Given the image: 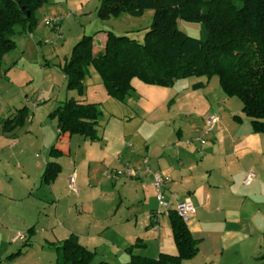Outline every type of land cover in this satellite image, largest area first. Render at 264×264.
<instances>
[{"label":"crops","instance_id":"0c3cea01","mask_svg":"<svg viewBox=\"0 0 264 264\" xmlns=\"http://www.w3.org/2000/svg\"><path fill=\"white\" fill-rule=\"evenodd\" d=\"M181 81L170 88L164 101L173 118L154 129L141 149L126 150L130 145L125 144L123 151L120 143L118 157L103 161L104 179L86 192V201L56 205L52 218L40 220L47 225L41 230L36 228L32 208L19 221L0 215L5 237L16 242L17 235L26 236L17 252L10 247L0 254V264H15L19 259H25L22 264H56V246L71 235L95 252V264H131L132 255L152 259L161 254L177 256L169 213L160 208L157 199L154 173L171 179L163 190L171 209L186 199L195 206L187 226L198 242L199 252L182 264H264V134L254 132L243 105L239 107L223 89L219 94L211 91L212 79L174 91ZM155 111L153 108L146 114ZM212 116L219 117L213 131L204 143L194 141ZM145 158L152 173L122 176L126 166L142 165ZM249 172L256 177L247 185ZM3 210L6 214L7 206L0 205ZM31 228L33 232H29ZM38 231L46 242L44 246L33 242L39 239ZM45 250L52 252L56 260L38 256Z\"/></svg>","mask_w":264,"mask_h":264},{"label":"rangeland","instance_id":"374dc122","mask_svg":"<svg viewBox=\"0 0 264 264\" xmlns=\"http://www.w3.org/2000/svg\"><path fill=\"white\" fill-rule=\"evenodd\" d=\"M101 5L102 0H49L36 11L38 24L35 30L17 34L14 37L16 48L0 61V205L8 208L6 214H2L3 210L0 215L7 220L19 221L32 208L36 228H46L47 225L40 220L52 218L56 205L63 207L87 200L86 192L104 179L106 166L103 161L110 162L118 157L120 143L123 151L127 148L125 144L130 145L126 150L141 149L154 129L162 128L167 118H173L164 103L170 88L149 85L135 78L133 92L125 102H120L108 95L104 82L92 65L87 68L83 93L68 90L61 68L83 37L93 36L94 50L99 52L104 48L108 31L144 41L145 33L152 26L153 10H146L139 16L123 13L118 18L102 19L99 15ZM178 26L189 36L199 38L201 35L199 23L179 20ZM205 79L182 80L174 91ZM211 91L222 93L218 77L212 78ZM70 98L100 104L98 141L80 135L58 140L57 120L50 114ZM233 101L239 107L243 105L238 98ZM24 107L28 113L25 126L12 133H2L5 120L14 118ZM153 108L156 111L147 115ZM53 146L64 152L55 159L62 170L55 184L45 185L41 176L47 161L53 160L49 155ZM73 173L77 174L78 194L68 185ZM38 232L39 239H33V242L46 245ZM23 242H12L10 237L4 236L0 226V254L10 247L17 252ZM39 253L41 257L56 258L52 252ZM23 261L25 259H19L15 264Z\"/></svg>","mask_w":264,"mask_h":264},{"label":"trees","instance_id":"16d2710c","mask_svg":"<svg viewBox=\"0 0 264 264\" xmlns=\"http://www.w3.org/2000/svg\"><path fill=\"white\" fill-rule=\"evenodd\" d=\"M47 2L0 0V61L16 48L17 34L35 30L36 11ZM146 10H153L154 17L144 41L108 31L105 47L96 53L93 36L77 42L61 68L68 90L83 93L87 68L91 65L108 95L120 102H125L133 92L135 78L149 85L171 88L183 79L218 77L224 93L243 103V113L254 132L264 134V0H102L99 15L102 19L118 18L123 13L139 16ZM179 20L199 23L200 37L181 31ZM101 114L99 103L70 98L50 116L57 120L58 140L80 135L98 141ZM27 115L26 107L20 109L14 118L5 120L3 132L23 127ZM235 119L242 121L237 116ZM62 154L56 146L51 149L53 160L47 164L43 184L50 185L56 180L61 166L55 159ZM168 213L179 254H161L158 259L132 255L131 264H182L197 256L198 242L187 223L175 209ZM56 250V264H95V252L83 246L75 235L56 246Z\"/></svg>","mask_w":264,"mask_h":264},{"label":"built area","instance_id":"2783aa9c","mask_svg":"<svg viewBox=\"0 0 264 264\" xmlns=\"http://www.w3.org/2000/svg\"><path fill=\"white\" fill-rule=\"evenodd\" d=\"M219 122V117L212 116L209 118L205 129L201 132V135L194 138V141H199L201 143L205 142L206 137L213 131L215 125ZM188 144L190 142H187ZM144 173H152L151 166L149 165L148 159L143 160L142 165L138 166H126L121 173L123 177L125 178H133V177H139ZM256 177L254 172H249L248 176L246 177L245 183L249 185L252 180ZM171 181L170 178L165 177L159 173H154V186L157 190V199L159 202V206L161 209L165 210L166 212H169L171 210V205L169 201L167 200L165 193H164V187ZM77 183V175L73 173L69 178V188L74 192L78 193L79 189L76 186ZM177 214L179 217L184 221L188 222L190 218L195 214V206L193 202L190 199L179 201L175 208ZM160 214V212H158ZM26 239L25 235L19 234L15 237V241L20 240L23 241Z\"/></svg>","mask_w":264,"mask_h":264}]
</instances>
